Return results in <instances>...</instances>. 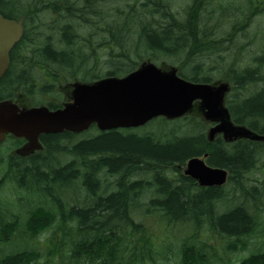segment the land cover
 I'll return each instance as SVG.
<instances>
[{
  "label": "trees",
  "instance_id": "1",
  "mask_svg": "<svg viewBox=\"0 0 264 264\" xmlns=\"http://www.w3.org/2000/svg\"><path fill=\"white\" fill-rule=\"evenodd\" d=\"M176 1L180 10L173 0H1L0 14L25 18V31L10 52L0 101L38 106L59 95L62 83L124 76L167 59L176 66L162 65L186 80L229 82L233 120L264 135V36L249 34L264 0ZM257 40L256 53L245 56L246 41ZM244 56L251 67L242 69ZM103 57L105 72L98 68ZM238 91L246 96H234ZM149 124L142 135L98 132L71 146L63 144L71 133L44 135L45 151L29 162L8 161L3 178L16 200L8 210L0 202V264H264V246L241 256L264 243L263 190L244 186L264 144L210 143L197 108ZM60 153L71 160L54 162ZM207 153L210 166L228 170V183L243 193L239 202L229 186L199 188L182 175L179 166ZM207 236L222 242L220 254Z\"/></svg>",
  "mask_w": 264,
  "mask_h": 264
},
{
  "label": "water",
  "instance_id": "2",
  "mask_svg": "<svg viewBox=\"0 0 264 264\" xmlns=\"http://www.w3.org/2000/svg\"><path fill=\"white\" fill-rule=\"evenodd\" d=\"M1 1V0H0ZM25 18L7 19L0 14V80L9 67V54L24 34ZM71 101L50 110L46 106L20 109L12 102H0V143L7 135L25 139L17 153L29 155L41 148L40 137L64 132L83 133L92 126L102 132L146 125L158 117L178 119L199 103L204 118L217 123L209 131V140L223 134L226 142L239 139L264 141L261 136L232 122L225 106L228 83H195L178 75L175 68L146 62L124 77H107L93 83H74ZM204 156L192 157L184 174L201 187H221L228 171L207 165Z\"/></svg>",
  "mask_w": 264,
  "mask_h": 264
},
{
  "label": "rangeland",
  "instance_id": "3",
  "mask_svg": "<svg viewBox=\"0 0 264 264\" xmlns=\"http://www.w3.org/2000/svg\"><path fill=\"white\" fill-rule=\"evenodd\" d=\"M226 1H228V2H232V1L233 2L237 1L238 2L239 1V3L240 2H243V0H241V1L240 0H226ZM173 3H174V5H176V8H174V9H178V10L181 9L180 7H178L179 4L177 3L176 0H173ZM239 6H240V4H239ZM251 19H253V21H251V23L249 25V29H250V32H251L249 34H251V36H253L254 34H259L256 37H260V35H261V37H263L264 36V7L262 8L261 13L259 15H257L256 17L253 15V16H251ZM95 40L97 41V42H95V45H97V47H98V45L100 43V39H95ZM252 43L253 42H247L246 41V43H245V56L246 55L252 56L253 53H256L257 45H258L259 42L257 41L256 43H253V44H255L254 45L255 46V49H253L251 51L250 48H252ZM248 53H250V54H248ZM103 56H105V53H104ZM245 56L242 58V59H245V62L241 66L242 69L243 68H246L248 66L251 67V61L250 60H247L245 58ZM105 60H106V57L101 58V62H100L99 67H98L99 69H101L100 70L101 72H103L104 70H107L109 68L104 63ZM169 62L170 61L167 60V59L166 60L165 59H162L158 63H159V65H162V64L167 65L168 64V65H171V66H176V65H173V64H171ZM217 80H218V78H217ZM65 86H66L65 83L60 84L59 90H58L59 95L55 96L54 99H51L49 97H47L46 99H42V102H43L42 105H46L47 102L53 103V104H55L57 106L61 105L64 102V98H65L64 91L67 92L66 89L64 90V87ZM18 95L19 94L17 93V96ZM46 95L47 94H45L44 97ZM233 95L234 96H236V95L237 96L238 95L239 96H242V95H245L246 96V93L245 92L241 93V92L238 91V92H234ZM204 123H205L206 133H207V131L213 125L210 124V123H207V122H204ZM151 125L153 126L154 124L146 125L145 127L140 128V129H137L135 131L138 132L140 135H142L145 132H147L148 130L152 129V126ZM98 132L99 131L97 129H92L91 128L88 132L83 133V134H80V135H77V136H74L69 141H67V142L65 141V143H63V144H66L68 146H71L72 143L81 141L83 138H89L92 135H96ZM60 142H63V141H60ZM12 144L13 143L10 142V141L4 143V145H3V156L0 158V180L3 179L1 181V182H3V184L1 185V188H0V202H1L4 210L10 209L9 208L10 204L15 203V200H16V197H15L16 196V191H15V187H14L13 183H11V182L9 183V182L5 181V179L3 178L4 176H10L9 169H8V165H7L8 161H7L6 157L7 156L8 157L11 156L12 155L11 154L12 151L16 148ZM40 152H42V151H40ZM260 152H261V150H260ZM54 159H55V160H53L54 162H56V160H57L60 163L65 164V163H67L68 161L71 160V156L68 155V154H65V153H60V154L54 155ZM259 159H260V163L261 164H264V151L259 155ZM259 164L256 165V167L253 169L252 174L250 173V176H245L246 178H245V181H244V186H248L250 188V187H257V185H260L261 189L263 190V195H264V169H263L264 167H262L261 165L259 166ZM261 167H262V169H260ZM171 175L172 174H170V176ZM149 176H155V174L152 173ZM247 178H248V180H247ZM227 186H229L228 189H226V190H228L227 194L230 195L229 198L231 197V199L238 200V202H239V198L237 197V195L238 194L243 195V193L242 192H239V190H238L237 187H232L233 185H231L229 183H228ZM227 186L225 188H227ZM21 220H25V218L23 217V218H21ZM256 220L258 221L260 219L257 218ZM41 237L42 238H45L46 237V234L41 235ZM204 239H205V236H204ZM41 242H43V240H41ZM206 242H207V244H208L209 247L212 246L213 249H215V251L218 250V253L220 254V252H221L220 250H221V247H222L221 246L222 245V242L219 239L216 240V241H214L213 238H212V242H211L210 241V238L207 236L206 237ZM260 245H261V247H263L264 246V243L263 244H259L256 248H255V246H253V243H252L248 247V249H246L243 252H241V256H248L251 253V251H254L255 249H259V246ZM236 256H237V253L235 252L233 254L232 258H235ZM229 257H231V256H229ZM257 260H261V259L258 258ZM254 263H255V261H253V264Z\"/></svg>",
  "mask_w": 264,
  "mask_h": 264
},
{
  "label": "flooded vegetation",
  "instance_id": "4",
  "mask_svg": "<svg viewBox=\"0 0 264 264\" xmlns=\"http://www.w3.org/2000/svg\"><path fill=\"white\" fill-rule=\"evenodd\" d=\"M10 139V138H9ZM23 145H25V142H23L20 146H18V147H16L13 151H12V155L11 156H7L6 157V159H7V161H11V162H13V161H15L16 159H18L19 160V162H26V160L29 162V160H31L32 158H34V156H35V154L36 153H39L40 151H37V152H35V154H33V155H31V156H29V157H24V156H21V157H19V156H14V154H15V151L17 150V149H19L20 147H22ZM42 146H44V145H42ZM43 151V150H42ZM16 163V162H15ZM195 184V183H194Z\"/></svg>",
  "mask_w": 264,
  "mask_h": 264
},
{
  "label": "bare ground",
  "instance_id": "5",
  "mask_svg": "<svg viewBox=\"0 0 264 264\" xmlns=\"http://www.w3.org/2000/svg\"><path fill=\"white\" fill-rule=\"evenodd\" d=\"M250 22L251 21H253V19H251V20H249ZM253 40H255V38L253 39ZM258 42H259V40H257ZM179 142H181V140L179 141ZM178 141H177V143H179ZM179 168L180 169H182L183 168V166H179ZM162 170H164V171H168V172H170V171H172V168H170L169 166H167V167H162ZM114 190H112V189H110L107 193H111V192H113ZM264 211V210H263ZM259 213H260V216H263V214H264V212H262V211H259ZM264 217V216H263Z\"/></svg>",
  "mask_w": 264,
  "mask_h": 264
}]
</instances>
